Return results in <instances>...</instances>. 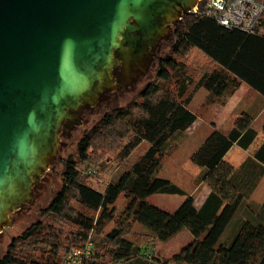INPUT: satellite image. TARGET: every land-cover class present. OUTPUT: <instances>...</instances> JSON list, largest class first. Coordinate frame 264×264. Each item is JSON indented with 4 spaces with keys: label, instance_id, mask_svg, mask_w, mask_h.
Instances as JSON below:
<instances>
[{
    "label": "trees",
    "instance_id": "16d2710c",
    "mask_svg": "<svg viewBox=\"0 0 264 264\" xmlns=\"http://www.w3.org/2000/svg\"><path fill=\"white\" fill-rule=\"evenodd\" d=\"M256 37L264 39L262 32L225 27L200 11L183 14L160 48V52L165 47L169 50L159 52L153 63L155 78L140 89L136 98L108 108L79 139L77 155L64 160L62 187L47 208L54 219L36 222L12 237L0 254V264H60L73 248L86 245L92 231L101 232L115 218V227L97 245L94 243L93 264H264V223L246 220L231 243H223L224 234L258 184L251 158L239 167L224 158L235 142L243 147L251 143L255 131L250 116L243 115L228 134L212 130L192 152L191 160L202 167L199 181L210 190L200 207L193 195L158 176L173 139L183 135L198 118L189 109L197 92L207 88V101L212 106L224 104L226 99L221 100V96L237 87L230 73L211 70L199 75L187 60L190 52L199 49L215 63L253 83L264 77L248 46ZM143 141L150 146L141 171L133 172L128 164L104 190L97 188L86 169L99 163L102 152L114 153L121 162ZM256 155L261 157L259 151ZM157 192L186 198L177 209L167 210L149 201L148 197ZM121 195L129 203L116 217L114 205ZM56 222L73 229L66 232ZM133 223L147 231L144 241L154 237L167 242L184 229L191 232L193 240L168 258L145 255L144 247L131 235Z\"/></svg>",
    "mask_w": 264,
    "mask_h": 264
},
{
    "label": "water",
    "instance_id": "95a60500",
    "mask_svg": "<svg viewBox=\"0 0 264 264\" xmlns=\"http://www.w3.org/2000/svg\"><path fill=\"white\" fill-rule=\"evenodd\" d=\"M198 3L0 0V233L59 157L63 124L146 73L171 23Z\"/></svg>",
    "mask_w": 264,
    "mask_h": 264
},
{
    "label": "rangeland",
    "instance_id": "374dc122",
    "mask_svg": "<svg viewBox=\"0 0 264 264\" xmlns=\"http://www.w3.org/2000/svg\"><path fill=\"white\" fill-rule=\"evenodd\" d=\"M169 50L168 47L160 52L164 53ZM161 51V50H160ZM188 62L192 66H196L199 75L206 72L215 70L218 68L217 63L208 58L201 50L194 49L187 57ZM151 65L147 70V74L135 81L134 85L129 89H123L111 94V97L95 106L93 110H87L83 115V120L79 125H75L72 129L63 127L62 131H67L64 136H61L60 132V154L56 161L49 166V168L41 176L39 183L33 186V195L21 209L16 210L11 214L13 221L9 226L4 227L3 232L0 233V254L6 251V248L11 241V238L21 234L31 225L39 221L53 220V216L48 212V204L54 195L62 187V169L64 160L69 156L77 155V143L81 136L87 132L104 114V112L115 105H124L130 100L136 98L140 89L150 80L155 78L156 64ZM198 75V76H199ZM209 96L208 90L202 87L195 95L193 101L189 105V109L196 111L198 114V120L183 135L177 136L173 139L171 149L165 154L163 158L162 167L158 172L159 177L168 178L180 188H182L187 194H191L195 197L197 203L202 198L207 185L204 182L199 181V176L202 171V167L195 164L191 160V154L200 145L214 120L218 117L217 111H211L210 108L213 105L220 104L219 102L213 103L207 101ZM210 103V104H209ZM150 144L147 141L141 142L131 153L129 158L124 161H117L115 155L112 152H102L103 155L99 159L97 165H92L86 172L92 176L95 185L100 190H104L105 186L112 180L116 179L119 174L124 171L129 165L131 170L135 173H139L145 163L144 154L149 148ZM101 153V151H100ZM129 164V165H128ZM262 191L263 188H260ZM186 195L161 193L157 192L148 197L149 201L157 206L167 209H177ZM129 203V199L121 195L115 202L116 217L120 216L125 210V207ZM117 224L116 218L104 227L101 232H91L90 237L93 242L97 243L102 240L109 231H111ZM56 225L66 232L72 230V226L63 223L56 222ZM131 234L133 239L144 248L143 254L158 256L160 258H168L174 253L181 250L193 239L191 232L188 229H184L176 236L167 242H160L156 238L151 237L147 241L144 237L147 232L143 226L139 223L132 224ZM62 264V259L60 261ZM129 264H143L141 262L132 261ZM154 264V263H152ZM156 264V263H155Z\"/></svg>",
    "mask_w": 264,
    "mask_h": 264
},
{
    "label": "crops",
    "instance_id": "0c3cea01",
    "mask_svg": "<svg viewBox=\"0 0 264 264\" xmlns=\"http://www.w3.org/2000/svg\"><path fill=\"white\" fill-rule=\"evenodd\" d=\"M262 33L264 35V28ZM248 43L254 61L259 62V64L256 62V68L259 67L264 72V39L256 37L249 40ZM217 65L218 68L214 71L230 73L235 78L237 87L231 94L221 96V100L226 99L224 104L220 103L210 108L211 111L218 112V117L214 120L212 127L205 132V137L214 129L228 134L243 115L252 118L251 128L255 131V136L248 147H243L235 142L224 156L226 161L236 167L241 166L246 159L251 158L250 166L258 178V184L247 199L246 205L240 210L223 236V243L229 244L244 221L264 223V77H258L256 81L254 79L253 83H249L238 73H233L222 64ZM259 73L264 75L262 72ZM258 151L262 158L257 157L256 152ZM260 188L263 190L261 191ZM206 189L200 201L198 203L196 201L197 207L202 205L209 194V187L207 186Z\"/></svg>",
    "mask_w": 264,
    "mask_h": 264
},
{
    "label": "built area",
    "instance_id": "2783aa9c",
    "mask_svg": "<svg viewBox=\"0 0 264 264\" xmlns=\"http://www.w3.org/2000/svg\"><path fill=\"white\" fill-rule=\"evenodd\" d=\"M195 12L213 17L221 25L249 33H261L264 28V0H199ZM93 240L73 248L62 259V264H93ZM169 264H175L173 262Z\"/></svg>",
    "mask_w": 264,
    "mask_h": 264
},
{
    "label": "flooded vegetation",
    "instance_id": "af4514ba",
    "mask_svg": "<svg viewBox=\"0 0 264 264\" xmlns=\"http://www.w3.org/2000/svg\"><path fill=\"white\" fill-rule=\"evenodd\" d=\"M176 23H177L176 21H174V22L171 23V28H170V32H171V33H172L173 27H174V25H175ZM170 35H171V34H170ZM166 39H167V38L164 37V38H161V39L158 41V43H157V45H156V48H155V54H154L153 59L151 60L150 65H149L150 67H151V65L154 63L156 57L158 56L163 41L166 40ZM150 67H149V69H150ZM149 69H148V70H149ZM144 74H145V73H144ZM144 74L140 75V78L143 77V76H145V75L147 74V72H146L145 75H144ZM115 78L118 79V78H120V76H118L117 74H115ZM120 83H121V82L118 81V80H116V81L114 82V84H120ZM134 83H135V82H132V83H130L128 86H126V85L123 84L122 87H121L120 89H118V88L107 89V90L104 91V93L108 94V95H109V98H110L112 93H115L116 91L118 92V91L123 90V89H125V90H126V89H129V88H131V87L134 85ZM109 98L105 99L104 101L108 100ZM102 102H103V101H102ZM102 102H100V103H102ZM87 110H90V109H84V112H83V114H82V120H83V115H84V113H85ZM63 127H67L66 124H63ZM66 132H67L66 130H65V131H61V136H64ZM67 134H68V132H67Z\"/></svg>",
    "mask_w": 264,
    "mask_h": 264
}]
</instances>
